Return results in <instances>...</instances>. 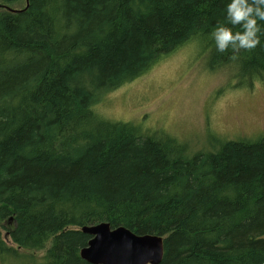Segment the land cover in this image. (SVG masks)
<instances>
[{"label": "trees", "instance_id": "1", "mask_svg": "<svg viewBox=\"0 0 264 264\" xmlns=\"http://www.w3.org/2000/svg\"><path fill=\"white\" fill-rule=\"evenodd\" d=\"M226 3L0 7V264H88L80 230L102 222L162 237L160 264H264V136L187 156L146 125L98 114L184 47L211 69L235 65L234 89L264 82V36L251 50L216 51Z\"/></svg>", "mask_w": 264, "mask_h": 264}, {"label": "rangeland", "instance_id": "2", "mask_svg": "<svg viewBox=\"0 0 264 264\" xmlns=\"http://www.w3.org/2000/svg\"><path fill=\"white\" fill-rule=\"evenodd\" d=\"M7 5L20 10L25 0ZM236 72L235 65L211 69L195 46L184 47L107 95L98 114L146 125L176 141L187 156L226 140L256 139L264 136V82L234 89Z\"/></svg>", "mask_w": 264, "mask_h": 264}, {"label": "water", "instance_id": "3", "mask_svg": "<svg viewBox=\"0 0 264 264\" xmlns=\"http://www.w3.org/2000/svg\"><path fill=\"white\" fill-rule=\"evenodd\" d=\"M28 6V0H25ZM9 12H21L1 6ZM90 237L79 251L80 258L88 264H160L163 259V238L154 235H136L107 223L83 226L80 230Z\"/></svg>", "mask_w": 264, "mask_h": 264}, {"label": "clouds", "instance_id": "4", "mask_svg": "<svg viewBox=\"0 0 264 264\" xmlns=\"http://www.w3.org/2000/svg\"><path fill=\"white\" fill-rule=\"evenodd\" d=\"M264 0H227L224 9V22L218 23L211 31L216 51L224 53L231 48L251 50L261 44L264 36ZM231 26H239L233 32Z\"/></svg>", "mask_w": 264, "mask_h": 264}]
</instances>
